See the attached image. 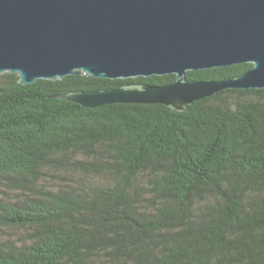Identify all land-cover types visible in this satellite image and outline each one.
Instances as JSON below:
<instances>
[{
  "label": "trees",
  "instance_id": "obj_1",
  "mask_svg": "<svg viewBox=\"0 0 264 264\" xmlns=\"http://www.w3.org/2000/svg\"><path fill=\"white\" fill-rule=\"evenodd\" d=\"M174 80L0 75V227L23 231L0 244V264H264V90H223L181 112L58 98Z\"/></svg>",
  "mask_w": 264,
  "mask_h": 264
},
{
  "label": "water",
  "instance_id": "obj_2",
  "mask_svg": "<svg viewBox=\"0 0 264 264\" xmlns=\"http://www.w3.org/2000/svg\"><path fill=\"white\" fill-rule=\"evenodd\" d=\"M251 64L226 80L186 72ZM22 85L80 73L117 80L165 76L58 98L82 108L161 104L185 111L223 90H264V0H0V75Z\"/></svg>",
  "mask_w": 264,
  "mask_h": 264
},
{
  "label": "rangeland",
  "instance_id": "obj_3",
  "mask_svg": "<svg viewBox=\"0 0 264 264\" xmlns=\"http://www.w3.org/2000/svg\"><path fill=\"white\" fill-rule=\"evenodd\" d=\"M0 198L7 199L6 189L3 185H0ZM22 232L23 231L20 229L0 227V244L5 243L6 241L19 240V238H21Z\"/></svg>",
  "mask_w": 264,
  "mask_h": 264
}]
</instances>
